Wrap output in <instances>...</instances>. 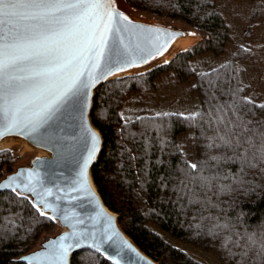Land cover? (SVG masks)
<instances>
[{
  "label": "trees",
  "instance_id": "trees-1",
  "mask_svg": "<svg viewBox=\"0 0 264 264\" xmlns=\"http://www.w3.org/2000/svg\"><path fill=\"white\" fill-rule=\"evenodd\" d=\"M125 1L188 23L202 35L167 63L96 87L90 116L103 142L91 176L98 193L117 213L124 232L160 264H208L184 246L209 254L216 264H264V255H258L264 243V167L250 168L225 149L210 147L217 137L216 117L228 111L225 105L245 109L225 120L264 124V108L242 104L244 97L264 104V0ZM235 2L246 4L242 16L233 11ZM235 24L248 45L233 40L239 34ZM165 80L175 84L176 101L181 94L196 98L190 111L167 106L157 91ZM194 113L195 119L188 118ZM182 136L189 141L193 162ZM14 163L12 152L1 149L0 178ZM192 163L200 167L194 171L188 167ZM202 176L208 181L202 182ZM17 193L0 191V264H26L18 256L56 227ZM252 234L255 245L247 239ZM70 264L112 263L81 249Z\"/></svg>",
  "mask_w": 264,
  "mask_h": 264
},
{
  "label": "snow or ice",
  "instance_id": "snow-or-ice-1",
  "mask_svg": "<svg viewBox=\"0 0 264 264\" xmlns=\"http://www.w3.org/2000/svg\"><path fill=\"white\" fill-rule=\"evenodd\" d=\"M181 35L194 33L136 24L116 7L115 0H0V138L21 135L33 143L44 141L48 128L69 105L76 107L83 117L88 93L98 81L126 68L147 64L163 55L169 42ZM242 104L264 108V104H255L251 97H244ZM224 108L228 111L217 110L220 111L215 120L217 137L210 147L225 149L250 168L264 167V124L225 120L229 113L235 115L245 109L235 105ZM197 115L188 118L195 119ZM88 136L92 144L80 167L77 183L79 190L95 200L84 180V170L95 154L98 138L91 130ZM221 158L231 157H212ZM188 167L196 171L200 165L192 163ZM24 175L17 173L9 181L15 183ZM200 179L208 181V177ZM38 183L35 171H29L21 180L24 189L38 198L33 208L49 220H67L63 212L59 217L48 215L59 208L46 199L53 196L52 190L38 191ZM97 216L111 219L102 210ZM68 226L72 224L69 222ZM74 238L75 244L66 243ZM247 239L251 245L257 243L255 234ZM82 240L97 253L102 245L108 244L112 253L107 258L113 264H122L125 249L134 251L107 228L100 232H71L45 246L50 250L51 264H66L69 251L80 247ZM258 255H264V243L260 244Z\"/></svg>",
  "mask_w": 264,
  "mask_h": 264
},
{
  "label": "water",
  "instance_id": "water-1",
  "mask_svg": "<svg viewBox=\"0 0 264 264\" xmlns=\"http://www.w3.org/2000/svg\"><path fill=\"white\" fill-rule=\"evenodd\" d=\"M125 2V0H115L116 7L127 14L136 24L155 26L180 33H194V35H196L194 31L187 28L141 19L128 8L129 5L127 3V6L125 5ZM181 36L174 37L169 42L168 49L172 42ZM161 56L162 55H159L154 59H150L147 64H140L138 67L126 68L124 71L116 72L113 75L107 76L106 79L98 81L91 87V90L88 93L87 107L83 109V117L81 118L80 112L76 107L69 105L62 112V114H60L59 118L48 128L47 137L44 141L33 143L21 135H5L3 137L21 139V141H24L30 148L37 150L38 154L33 155L28 164L17 166L12 171L4 174L0 178V185L8 184L10 186L0 187V191L13 190V188H15L16 192L27 196L33 205V202L37 201L38 198L24 189L21 184V180L25 179L29 171H35L38 173L39 181L37 184V190L51 189L53 196L46 197V199H48L53 206H58L59 208L56 213L49 211L48 215H55L56 217H59L63 212L66 213L68 217L67 220H61L59 218L53 219L56 225L58 224L61 229L54 235H42L41 237L44 238L40 240V245L19 255L18 260L26 264H51L49 255L50 250L45 247L50 241H55L66 233L76 232L79 234L81 232H100L107 228L110 232L114 231L117 233L119 239L124 241L127 245H130L131 249L134 250L131 251L125 249L122 264H160L158 261L154 260L142 251V249H140V247L124 232L118 222L117 213L109 209L104 204L93 183L91 167L99 156L103 140L100 131L92 122L90 112L94 91L98 85L110 79L148 71L157 65L165 63H154ZM142 67L147 68L143 71L128 73L133 69ZM88 130L94 132L98 138L95 154L84 170V180L86 181L87 187L91 191L95 200H92L85 192L79 190L80 185L77 183L80 179V167L83 164V160L88 156V149L92 144L91 139L88 136ZM3 138H0V140ZM7 148L8 147L0 148V150ZM43 152L45 153L43 154ZM20 172H24L25 175L15 181V183L9 181L10 177H14ZM16 185H20V187H16ZM100 210L106 213L107 217H111V219L107 220L104 216H97V212ZM77 221L81 222L78 223ZM69 222L72 224V227L68 226ZM68 242L75 244L76 241L74 238L72 241H66V243ZM81 249L94 250L88 246V242L82 240L80 247H74L69 251L66 258V264H70L72 254ZM104 249H107V252H105ZM37 253H43V255L37 256ZM111 253L112 248L109 247L108 244L102 245L100 254L108 259L107 257ZM109 261L113 264L111 260Z\"/></svg>",
  "mask_w": 264,
  "mask_h": 264
},
{
  "label": "rangeland",
  "instance_id": "rangeland-1",
  "mask_svg": "<svg viewBox=\"0 0 264 264\" xmlns=\"http://www.w3.org/2000/svg\"><path fill=\"white\" fill-rule=\"evenodd\" d=\"M125 5L127 6L126 2H125ZM231 6L233 7V11H235L237 14L240 13L241 16L243 15V13L246 10V4L241 3V2L232 3ZM128 8L137 17H139L141 19L154 21V22H158V23H163V24H169V25H173V26H180V27H183V28H187V29H189L191 31H194L196 33V41L202 35V33L199 30H197L196 28L190 26L188 23H185V22H182V21H178V20H175V19H171V18H167L165 16L156 15V14H153V13L144 12V11L132 8L130 6H128ZM236 27H238V24L236 25ZM238 29H239V27H238ZM233 40L234 41L238 40L239 44H242V45H245V46L248 45L246 43L245 39L243 38L240 29H239V34L238 35H233ZM259 53L263 54V52H259ZM223 56H226V54H224ZM221 58L222 57H219L217 59H213L212 63H210V61H209L208 64L206 65V67H209L210 64H215V63L219 62V60ZM254 58L256 59V62H257L258 61L257 52L254 53ZM167 80H169V79H167ZM262 85L264 86V83H262ZM175 87L176 86H175V84L173 82L169 83V81L165 80V81L159 83L157 91H158V94L160 93L163 96L164 100L166 101L167 106L169 105L168 107H170V106L173 107V110H175V111H182V110L185 111V112L190 111L191 108L194 107L193 103L196 101V98L192 97L190 94H188L186 96L184 94H181L180 95V99H182V100H180L179 102L176 101V98L178 97V94H175V93H173L171 91ZM250 87H251V89H253L254 84H251ZM262 89H264V87H262ZM182 96H183V98H182ZM131 102H134V99H132ZM180 140H181V144H182L183 149L187 152L188 159L191 162H193L194 161V153L192 152V150L190 148L189 141H188L187 137L182 136L180 138ZM7 149H9L12 152V154L14 155V157H15V163H14L13 169H15L17 166L28 164L30 158L33 155L38 154L37 150H35L33 148H30V147H24V145L22 143H20V142H16V143L12 144ZM60 229H61V227L57 224L55 229H54V231L52 233H50V234H47V235H54ZM43 238L40 237L39 240L37 241L36 245L33 248L38 247L40 245L39 244L40 240L43 239ZM184 248H185V250H187L188 252H190L194 256L204 260L206 263H208V264H216L215 260L209 254L203 253V252H201V251H199V250H197L195 248H191L189 246H184Z\"/></svg>",
  "mask_w": 264,
  "mask_h": 264
},
{
  "label": "bare ground",
  "instance_id": "bare-ground-1",
  "mask_svg": "<svg viewBox=\"0 0 264 264\" xmlns=\"http://www.w3.org/2000/svg\"><path fill=\"white\" fill-rule=\"evenodd\" d=\"M195 41H196V35H186V36H181V37L176 38L172 42V44L170 45L169 49L154 63H157V62L160 63V62L168 61L170 58L173 57V55H175V53L177 51H179L180 49L187 48L188 46L192 45ZM146 68L147 67L133 69L128 73L143 71ZM16 142H22L24 147H29L24 141H21V139L12 138V137H5V138L0 140V148L9 147ZM43 153H45V152H43Z\"/></svg>",
  "mask_w": 264,
  "mask_h": 264
}]
</instances>
